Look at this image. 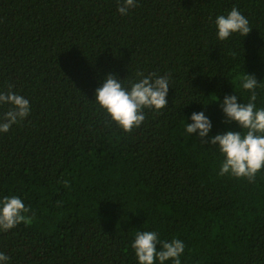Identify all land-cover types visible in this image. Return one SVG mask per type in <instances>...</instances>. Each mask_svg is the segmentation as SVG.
<instances>
[{"label": "trees", "instance_id": "1", "mask_svg": "<svg viewBox=\"0 0 264 264\" xmlns=\"http://www.w3.org/2000/svg\"><path fill=\"white\" fill-rule=\"evenodd\" d=\"M234 6L252 31L220 42L214 19ZM137 71L171 74L168 105L125 132L92 102L105 76ZM244 73L264 83V0H139L127 16L117 0H0V89L31 103L0 135V197L32 215L0 232V251L11 264H138L131 242L150 230L184 241L182 264H264V172L218 175V149L184 131L202 110L210 136L241 131L213 96L247 102Z\"/></svg>", "mask_w": 264, "mask_h": 264}, {"label": "clouds", "instance_id": "2", "mask_svg": "<svg viewBox=\"0 0 264 264\" xmlns=\"http://www.w3.org/2000/svg\"><path fill=\"white\" fill-rule=\"evenodd\" d=\"M138 3L139 0H117V12L127 16ZM214 28L216 40L220 42L228 41L236 34L245 38L252 31L248 18L235 6L226 14L215 17ZM171 82L170 73L161 75L137 71L131 80H121L108 74L95 89L92 103L119 128L130 132L143 124L146 109L159 113L167 108ZM239 87L248 94L247 102L235 89L222 101L217 96L213 97L226 122L237 125L241 131L227 130L210 136L213 122L203 110L192 112L184 131L202 141L207 138L218 149L222 157L218 175L253 182L257 174L264 172V106H258V90L264 88V83L258 82L254 75L244 73ZM0 109H6L0 112V135L9 133L31 115L30 100L14 91L11 85L7 91L0 89ZM30 213V208L20 196L10 194L0 197V232H8L20 224L27 225L32 220ZM131 248L138 264H182L185 243L175 237L161 240L157 231L143 230L135 232ZM0 264H11V257L3 251H0Z\"/></svg>", "mask_w": 264, "mask_h": 264}]
</instances>
